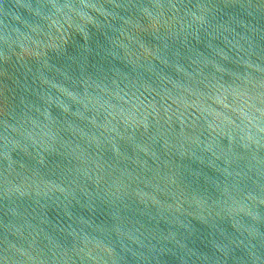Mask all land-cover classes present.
Listing matches in <instances>:
<instances>
[{"label":"water","instance_id":"1","mask_svg":"<svg viewBox=\"0 0 264 264\" xmlns=\"http://www.w3.org/2000/svg\"><path fill=\"white\" fill-rule=\"evenodd\" d=\"M0 264H264V0H0Z\"/></svg>","mask_w":264,"mask_h":264}]
</instances>
